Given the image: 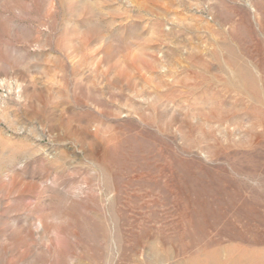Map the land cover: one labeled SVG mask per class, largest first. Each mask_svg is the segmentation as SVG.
Instances as JSON below:
<instances>
[{"label": "rangeland", "instance_id": "obj_1", "mask_svg": "<svg viewBox=\"0 0 264 264\" xmlns=\"http://www.w3.org/2000/svg\"><path fill=\"white\" fill-rule=\"evenodd\" d=\"M0 264H264V0H0Z\"/></svg>", "mask_w": 264, "mask_h": 264}]
</instances>
